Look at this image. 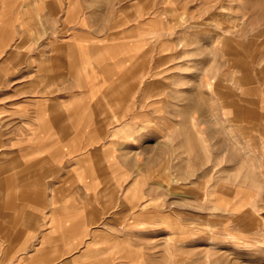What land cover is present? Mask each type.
Wrapping results in <instances>:
<instances>
[{
  "label": "crops",
  "instance_id": "crops-1",
  "mask_svg": "<svg viewBox=\"0 0 264 264\" xmlns=\"http://www.w3.org/2000/svg\"><path fill=\"white\" fill-rule=\"evenodd\" d=\"M26 1L0 10V264H136L140 165L188 150L158 145L159 126L182 135L188 117L169 111L166 68L158 77L170 18L150 15L157 0H37L14 14Z\"/></svg>",
  "mask_w": 264,
  "mask_h": 264
},
{
  "label": "rangeland",
  "instance_id": "rangeland-1",
  "mask_svg": "<svg viewBox=\"0 0 264 264\" xmlns=\"http://www.w3.org/2000/svg\"><path fill=\"white\" fill-rule=\"evenodd\" d=\"M36 2L14 14L37 13ZM150 15L170 18L158 77L169 72L179 102L165 106L188 114L182 135L159 126L158 145L188 150L179 165H140L136 264H264V0H157Z\"/></svg>",
  "mask_w": 264,
  "mask_h": 264
}]
</instances>
